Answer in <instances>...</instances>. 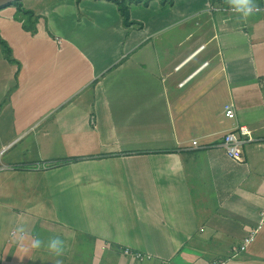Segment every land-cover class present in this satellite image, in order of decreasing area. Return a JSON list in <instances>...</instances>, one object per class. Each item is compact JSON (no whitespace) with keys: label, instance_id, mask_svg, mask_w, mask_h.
I'll list each match as a JSON object with an SVG mask.
<instances>
[{"label":"crops","instance_id":"obj_1","mask_svg":"<svg viewBox=\"0 0 264 264\" xmlns=\"http://www.w3.org/2000/svg\"><path fill=\"white\" fill-rule=\"evenodd\" d=\"M210 3L174 0L149 21L201 19V42L167 58L164 32L155 53H134L142 19L124 25L113 0L23 3L35 33L0 11L16 60L0 47V264H264V11L241 19ZM215 88L217 105L204 97ZM230 102L253 137L242 161L222 146ZM51 237L64 242L59 257Z\"/></svg>","mask_w":264,"mask_h":264},{"label":"rangeland","instance_id":"obj_2","mask_svg":"<svg viewBox=\"0 0 264 264\" xmlns=\"http://www.w3.org/2000/svg\"><path fill=\"white\" fill-rule=\"evenodd\" d=\"M29 1H31V0H22V2L25 4L28 3ZM173 1L174 0H150L149 5H146V6L142 5L141 2H140V5H137L136 4L137 1H134V4H136V5H135V8H132V10H131L132 17H136V18L139 17L140 19H142L141 29H143L142 32H145V33H142L143 34L141 36L142 41H141V43H139L136 46L134 53H146V56H147V53H150V55L155 53L153 45L158 40V38H161V36L160 37L157 36L158 32L170 33V36L164 35V37L169 38V40L166 39L165 42L168 43V45L170 46V48L168 49L169 53L166 55V58L168 56L171 57L172 55H175V54L178 55L180 52L185 51V49H187L190 44H194L196 42L197 36H199V34L203 28V26H201V19L198 16L194 15V16H192V18H189L186 16L179 15V11L177 13L172 11L171 14H169V15L167 14L168 20L164 26L152 28V24L151 25L149 24V21H152L153 17H158V16L163 17V15H166V13H168L170 11V6L173 7V5H172ZM5 7L0 9V11H4L3 13L10 12L9 14H11V13L13 14L14 18L11 19L12 25L14 24V21L17 22L19 20L20 22H22L20 20V18L25 20V18L23 17L24 15H22V13L16 12L15 6L10 5V7L12 9H9V6L8 7L5 6ZM216 13H218V12H216V11L213 12V14H216ZM136 23H138V22H135V24ZM21 25H22L24 30L29 31L30 33H33L32 30L25 29L23 26V23H21ZM156 26H158V25H156ZM189 30L196 31V34L191 40L186 42L187 44L185 43L182 45V43H179V39L183 38L185 33H187ZM200 42H201V40L199 42L197 41L195 43V45H197ZM216 44H217L216 40L209 42L208 48L202 54L204 55L207 53L208 50L212 51V49H215ZM161 57H162L161 59H163V54H161ZM146 58L148 60H151L150 56H148ZM205 73L206 72H203L202 75H204ZM183 74L184 73H181V76ZM220 76L221 75H218L216 80L219 79ZM192 83L193 82H191L190 84H192ZM223 85L225 87V97H227V88H226V83L224 81H223ZM220 86H221V84L219 85V87ZM187 87H189V84L187 85ZM220 89L221 88H219V90L217 88H215L214 91L210 90L209 95H206L204 97H207L208 99H210L212 102L216 103V105H217L218 101H221L224 99L223 93H221ZM202 94L205 95V90L202 91L200 89L197 92V96L199 97ZM197 106H198V104L195 105V107H197ZM0 169H2V168H0Z\"/></svg>","mask_w":264,"mask_h":264},{"label":"built area","instance_id":"obj_3","mask_svg":"<svg viewBox=\"0 0 264 264\" xmlns=\"http://www.w3.org/2000/svg\"><path fill=\"white\" fill-rule=\"evenodd\" d=\"M259 6V11H264V0H259L258 3H256ZM209 12H222V13H234L229 5L224 1H211V3L208 6V9L206 8V11ZM205 47L204 44L200 45L197 50H201ZM208 64V61H205L202 64V67L206 66ZM179 68V66L177 67ZM186 82V80L182 81L180 85H183ZM224 113L225 115L234 120V124L232 129L228 130L223 137L222 146L225 150V153L228 157L235 161H242L243 160V151H242V145L246 142L253 141V137L251 135V130L247 125L239 124L237 122V114H236V107L235 104L230 102L226 103L224 106ZM194 145H197V141H193ZM0 168H3L0 167ZM261 220L264 221V208L261 210ZM257 230H255L250 237L245 239V241L242 244L241 248H245L253 239L254 234ZM237 250L236 248L234 249ZM123 253L126 254L129 258L132 260H148L152 258V255L150 253H143L137 250H133L131 248H124ZM214 264H225L224 260H217L214 262Z\"/></svg>","mask_w":264,"mask_h":264},{"label":"trees","instance_id":"obj_4","mask_svg":"<svg viewBox=\"0 0 264 264\" xmlns=\"http://www.w3.org/2000/svg\"><path fill=\"white\" fill-rule=\"evenodd\" d=\"M117 3L118 9L120 11V14L122 16V20L124 25L129 26L130 24L136 22L135 19L132 18L131 10L132 6L130 4V1L133 0H113ZM137 1L136 4L140 5V2H142V5H149L150 0H134ZM133 1V2H134ZM214 1V0H211ZM13 5L16 7L17 13H22L25 18L20 20L23 23V26L27 30H32L34 33L36 32V24L38 22L39 17L36 16L34 11L32 9L26 8L22 2V0H15L13 3H10L8 6ZM0 47L2 49V52L6 59H8L11 62H16V60L12 57V49L10 45L6 42V40L0 35Z\"/></svg>","mask_w":264,"mask_h":264},{"label":"clouds","instance_id":"obj_5","mask_svg":"<svg viewBox=\"0 0 264 264\" xmlns=\"http://www.w3.org/2000/svg\"><path fill=\"white\" fill-rule=\"evenodd\" d=\"M229 5L230 9L239 14L241 19H247L254 12L259 11V6L254 2V0H225ZM44 245V241L39 238H32L31 247L34 249H39ZM47 250L49 253L56 257L63 254L64 242L59 237H51L47 242ZM55 264H61L60 260H56Z\"/></svg>","mask_w":264,"mask_h":264},{"label":"water","instance_id":"obj_6","mask_svg":"<svg viewBox=\"0 0 264 264\" xmlns=\"http://www.w3.org/2000/svg\"><path fill=\"white\" fill-rule=\"evenodd\" d=\"M15 0H0V9L13 3Z\"/></svg>","mask_w":264,"mask_h":264},{"label":"bare ground","instance_id":"obj_7","mask_svg":"<svg viewBox=\"0 0 264 264\" xmlns=\"http://www.w3.org/2000/svg\"><path fill=\"white\" fill-rule=\"evenodd\" d=\"M197 72H195L194 74H196Z\"/></svg>","mask_w":264,"mask_h":264}]
</instances>
